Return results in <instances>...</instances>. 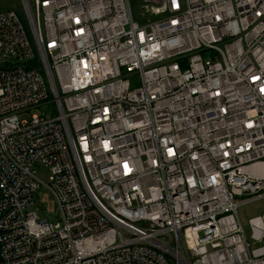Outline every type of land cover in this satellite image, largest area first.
I'll use <instances>...</instances> for the list:
<instances>
[{"label": "built area", "instance_id": "obj_1", "mask_svg": "<svg viewBox=\"0 0 264 264\" xmlns=\"http://www.w3.org/2000/svg\"><path fill=\"white\" fill-rule=\"evenodd\" d=\"M21 2L29 32L0 11V264H264V214L248 237L238 212L264 197V0Z\"/></svg>", "mask_w": 264, "mask_h": 264}, {"label": "rangeland", "instance_id": "obj_2", "mask_svg": "<svg viewBox=\"0 0 264 264\" xmlns=\"http://www.w3.org/2000/svg\"><path fill=\"white\" fill-rule=\"evenodd\" d=\"M133 2H136L137 0H132ZM0 4L2 6L0 7V11H4L8 8H16L19 10V14L21 17V20L26 28V30L29 32V24L25 17V13L21 8V3L19 0H0ZM133 11L136 17L139 15V6L138 4L133 6ZM47 116H51V111L49 108H43ZM34 113H41V110H33L30 114L24 113L21 114L22 119H27L31 117V114ZM36 175L40 180H42L44 183H48L50 181L51 171L48 166H35ZM244 197H237L236 202L241 203L244 201ZM33 208H38V214L41 219H47V220H57L58 217V211L55 205V202L53 198L51 197L50 193L45 189L44 186H42L36 193V202ZM239 216L241 219V222L245 228V231L247 233V236L250 237L251 234V228L249 219L264 214V197L253 200L247 203H244L239 206L238 208Z\"/></svg>", "mask_w": 264, "mask_h": 264}, {"label": "bare ground", "instance_id": "obj_3", "mask_svg": "<svg viewBox=\"0 0 264 264\" xmlns=\"http://www.w3.org/2000/svg\"><path fill=\"white\" fill-rule=\"evenodd\" d=\"M19 2L21 3V8L25 13V17L27 19V21H29V12L28 10L24 7V5L22 4L21 0H19ZM2 6V4H0V7ZM8 9H12V8H8ZM14 10H16L19 13V10H17L15 7L13 8ZM7 10V9H6ZM20 15V14H19Z\"/></svg>", "mask_w": 264, "mask_h": 264}]
</instances>
